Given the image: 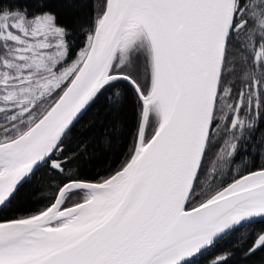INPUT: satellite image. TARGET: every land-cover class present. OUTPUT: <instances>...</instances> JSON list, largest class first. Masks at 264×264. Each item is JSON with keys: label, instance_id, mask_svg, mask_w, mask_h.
Instances as JSON below:
<instances>
[{"label": "snow or ice", "instance_id": "snow-or-ice-1", "mask_svg": "<svg viewBox=\"0 0 264 264\" xmlns=\"http://www.w3.org/2000/svg\"><path fill=\"white\" fill-rule=\"evenodd\" d=\"M98 4L0 0V264H230L235 252L209 256L233 233L264 264V0ZM130 99L120 166L96 180L66 169L77 123L95 159ZM45 167L48 203L9 218Z\"/></svg>", "mask_w": 264, "mask_h": 264}, {"label": "trees", "instance_id": "trees-1", "mask_svg": "<svg viewBox=\"0 0 264 264\" xmlns=\"http://www.w3.org/2000/svg\"><path fill=\"white\" fill-rule=\"evenodd\" d=\"M96 7L99 6L98 0H93ZM94 15L93 9H85L82 19L85 21H90L91 17ZM62 23L68 24L75 27V22L68 16L62 14L60 17ZM71 42V51L68 57V62L70 63L76 57L77 51L83 47L84 36L77 29L69 37ZM133 102L131 99L125 107V124L123 131L119 128L109 133V139L111 143L106 142L101 136L97 135L92 145H90L88 151L89 153L95 152L97 158L89 159L84 152L80 151V145L83 140L88 139L91 132L84 133L83 139H81V125L85 123L87 117L84 120L77 123L73 133L65 139V147L67 148L66 154H76V159L66 165V169L71 168L76 172H79L82 178H87L89 180H96L100 177L107 176L110 172L116 170L121 162L123 161L128 149L132 143V133H133V123H134V111ZM237 164L241 167L243 164L237 160ZM98 174V175H97ZM56 179L55 174L49 175L46 167L39 169L35 175L32 177L30 184L25 186V189L19 198V200L14 205V211L8 213V217L27 215L32 212L43 208L51 198L52 192L54 191L53 184ZM207 184L202 181L199 190H206ZM237 235L235 233L224 237L222 240L218 241L216 248L213 250L211 256L219 255L223 252L232 251L236 254L232 257L230 264H252V261H259L260 254L256 257L251 258L250 261H245L236 248L235 242Z\"/></svg>", "mask_w": 264, "mask_h": 264}]
</instances>
